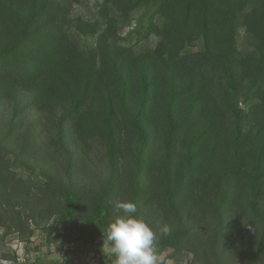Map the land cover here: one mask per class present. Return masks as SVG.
I'll list each match as a JSON object with an SVG mask.
<instances>
[{
	"label": "trees",
	"instance_id": "16d2710c",
	"mask_svg": "<svg viewBox=\"0 0 264 264\" xmlns=\"http://www.w3.org/2000/svg\"><path fill=\"white\" fill-rule=\"evenodd\" d=\"M63 1L0 0V241H30V207L52 221L48 242L80 219L77 151L97 140L109 175L90 191L83 244L106 242L116 202L132 201L170 227L159 254L188 246L201 264H264V0H101L94 22L70 19ZM140 9L146 24L122 38ZM150 38L140 52L129 43Z\"/></svg>",
	"mask_w": 264,
	"mask_h": 264
},
{
	"label": "rangeland",
	"instance_id": "374dc122",
	"mask_svg": "<svg viewBox=\"0 0 264 264\" xmlns=\"http://www.w3.org/2000/svg\"><path fill=\"white\" fill-rule=\"evenodd\" d=\"M69 4L71 6L70 19L77 17L83 18L85 21L94 22L98 20V7L101 0H64L63 4ZM147 10L140 9L134 12L131 16V24L124 28L120 35L122 38H127L129 32H132L136 26L146 24ZM75 40L79 47L89 48L94 45V39L75 37ZM133 45L136 52H140L147 48H153L156 40L150 38L148 41H143L135 44L132 40L129 42ZM248 41L245 37L244 31H238L237 47L241 52L247 51ZM199 48L194 47L188 50V52H195ZM6 113L2 111L0 120H5ZM33 116L25 117L24 124L27 125L31 122ZM4 122H0V132L3 129ZM52 130L49 128V134ZM76 156L77 164L74 167V182L81 188L84 194V203L79 213L78 218L74 224L70 225L66 223L65 226H56L55 236H52L51 241H46L47 228L51 225L52 221L42 220L39 216L37 208L30 207L32 212H37V216L34 221L29 222V226L33 231V236L28 243L21 241L16 234L8 235L5 239L0 241V264H19L26 262L28 264H111V254L107 242H95L93 244H83L78 239V229L83 226V219L90 212L89 197L90 191L100 189L107 181L109 175L108 161L105 156V150L102 144L95 140L88 148L78 149ZM128 156V155H126ZM62 156L55 154L52 161L49 163H57L61 165ZM18 176L22 178L32 177L31 181L42 184L45 179L42 178L37 172L29 173L22 169L17 171ZM35 194H39V191L35 189ZM34 198V197H33ZM37 209V210H36ZM36 210V211H35ZM156 233L157 238H160L163 233L161 231L162 224L160 222L146 221ZM210 227L204 229V234H209ZM3 235V229H0V240ZM48 246V247H47ZM187 246V244H186ZM188 248V249H187ZM183 247L179 253L175 255L171 250H165L162 253H157L158 264H201L195 261L193 253L189 252L192 247ZM61 249V252L59 250ZM204 249V247H199ZM155 250V246H154ZM15 258V259H14ZM243 259L240 258L238 264H242Z\"/></svg>",
	"mask_w": 264,
	"mask_h": 264
},
{
	"label": "clouds",
	"instance_id": "9594fccd",
	"mask_svg": "<svg viewBox=\"0 0 264 264\" xmlns=\"http://www.w3.org/2000/svg\"><path fill=\"white\" fill-rule=\"evenodd\" d=\"M115 208L118 211L105 228L111 264H158L154 250L156 233L145 220L136 216V204L117 201ZM161 231L168 235L171 229L165 225Z\"/></svg>",
	"mask_w": 264,
	"mask_h": 264
}]
</instances>
